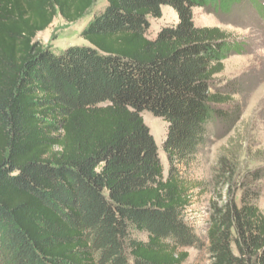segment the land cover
Masks as SVG:
<instances>
[{"label": "trees", "instance_id": "obj_1", "mask_svg": "<svg viewBox=\"0 0 264 264\" xmlns=\"http://www.w3.org/2000/svg\"><path fill=\"white\" fill-rule=\"evenodd\" d=\"M98 1L0 0V264H186L190 247L208 264H264V169L239 178L221 156L226 194L206 238L186 220L184 169L238 119L215 82L241 51L224 30L197 26L193 8L246 0H107L81 33L89 45L56 53L37 40ZM163 6L179 22L150 37ZM144 111L168 123L167 177Z\"/></svg>", "mask_w": 264, "mask_h": 264}, {"label": "rangeland", "instance_id": "obj_2", "mask_svg": "<svg viewBox=\"0 0 264 264\" xmlns=\"http://www.w3.org/2000/svg\"><path fill=\"white\" fill-rule=\"evenodd\" d=\"M261 8L248 0L234 5L229 12H220L211 6L193 8V19L199 27H218L229 34L230 40L241 46V51L232 53L224 60V71L217 76L216 87L231 94L228 106L238 113L232 128L224 125L213 128L208 142L184 169V176L192 187V205L186 212V220L205 239L212 204L226 194L216 183L215 172L221 156L237 163L239 178L249 171L264 169V0ZM107 0H99L80 20L68 23L58 15L54 22L38 34L45 47L60 53L71 45H89L81 35L93 17L103 10ZM263 9L261 12L260 10ZM150 37H155L163 26L176 25L179 15L171 6L162 7L161 18H149ZM145 123L158 145L164 175L169 172V158L164 143L168 123L148 111L142 112ZM238 178V181H239ZM237 181V182H238ZM261 195L257 205L264 213V175L259 183ZM240 192L236 195L239 203ZM189 257L186 264H208L205 250L197 247L186 249Z\"/></svg>", "mask_w": 264, "mask_h": 264}]
</instances>
